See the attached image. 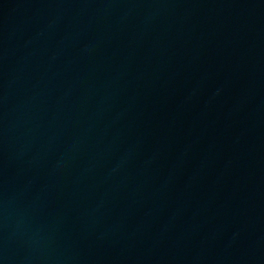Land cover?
Masks as SVG:
<instances>
[{"label": "water", "instance_id": "obj_1", "mask_svg": "<svg viewBox=\"0 0 264 264\" xmlns=\"http://www.w3.org/2000/svg\"><path fill=\"white\" fill-rule=\"evenodd\" d=\"M0 264H264V0H0Z\"/></svg>", "mask_w": 264, "mask_h": 264}]
</instances>
